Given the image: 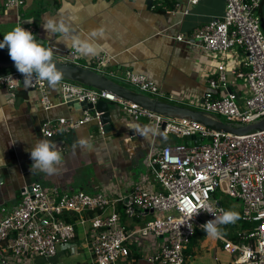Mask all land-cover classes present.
I'll list each match as a JSON object with an SVG mask.
<instances>
[{
    "label": "built area",
    "instance_id": "2783aa9c",
    "mask_svg": "<svg viewBox=\"0 0 264 264\" xmlns=\"http://www.w3.org/2000/svg\"><path fill=\"white\" fill-rule=\"evenodd\" d=\"M202 1L186 0L182 16H189L191 9ZM24 2L6 0L5 5L19 9ZM263 4L264 0H226L221 18L196 29L191 36L180 34L176 37L178 42L197 43L209 53L225 55L240 49L245 57L241 69L235 73L249 91L240 104L236 94H220L222 89H227L229 81L223 59L208 81V92L192 109L223 117L238 126L264 119V29L259 15ZM178 8L176 5L167 13L176 14ZM18 26L36 37L33 25L19 21ZM81 55L77 45L62 51L54 49V59L59 62L83 66L149 97L184 106L147 76L112 67V59L107 55L97 56L86 64L80 62ZM8 76L12 79H3ZM23 80L17 70L0 75V89L37 93L44 112L57 106L46 82L33 80L26 87ZM57 90L63 105L84 101L93 106L100 101L115 103L125 117L134 121L144 119L153 125L156 133L182 142H173L161 149L152 148L146 178L127 196L117 193L118 197L112 199L104 193L62 192L57 188H45L40 183L24 187L16 207L0 210V264H37V261L58 264L55 257L62 246L76 238V225L89 226L92 264H119L130 257L133 245L151 264H186L185 253L196 233L205 232L200 226L214 219L203 211L193 217V211L205 202L213 205L216 215H219L218 209L227 211L215 199L218 193L239 202L234 207L241 216V223L247 226L240 229L237 223L232 224V237L224 234L217 239L223 251L234 257L235 264H264V131L246 136L219 133L198 122L170 118L110 92L64 79ZM93 122L105 137V125L95 108L84 110L80 119H47L39 130L44 138L54 139ZM187 136L204 141L187 146L184 144ZM150 177L154 183L150 182ZM123 201L125 215L139 221L140 226L129 229L123 224L116 210ZM110 209L112 212L108 214ZM70 216L77 217L74 223L67 220ZM149 239H160L161 243L155 242L148 248L142 241Z\"/></svg>",
    "mask_w": 264,
    "mask_h": 264
},
{
    "label": "crops",
    "instance_id": "0c3cea01",
    "mask_svg": "<svg viewBox=\"0 0 264 264\" xmlns=\"http://www.w3.org/2000/svg\"><path fill=\"white\" fill-rule=\"evenodd\" d=\"M0 0V42L3 36L18 26L19 21L36 29V38L45 47L62 51L76 45L78 38L93 45L95 51L82 53L80 62L86 64L97 56L111 57L117 70L142 74L156 83L162 91L184 106H196L209 90V79L224 58L227 65V89L220 94H248L246 84L235 76L244 60L242 50L231 51L219 58L194 43L178 42L180 34L193 32L225 13L226 0H203L182 16L186 0H25L19 9L8 8ZM178 5V13L167 12ZM264 23V4L259 11ZM28 21H31L29 23ZM63 25L67 33L49 31L44 25ZM242 81L243 85L239 82ZM240 93V94H239ZM53 103L49 112L40 106L38 94L20 89H0V210H11L21 199L24 187L40 183L45 188L62 192L104 193L117 198L127 196L134 186L146 178L148 155L152 148L161 149L173 143L156 133L146 120L134 121L125 117L118 104L110 103L111 124L101 135L97 123H88L69 135L47 139L55 143L63 156L59 172L48 176L32 169L30 149L44 138L39 130L47 119H80L84 109L79 105L61 104L58 90L51 89ZM86 137L91 149L73 145ZM154 183L153 178H149ZM125 202L116 210L122 212ZM112 210L108 211V214ZM107 214V215H108ZM122 222L129 229L141 225L126 216ZM88 225L76 226V238L61 247L55 262L58 264H92ZM226 230L232 237L231 228ZM225 231V230H224ZM198 231L186 251V264H235L234 257L223 251L217 240ZM227 235V234H226ZM151 248L161 240L142 241ZM130 257L119 264H151L141 257L133 245ZM41 261H37L40 264Z\"/></svg>",
    "mask_w": 264,
    "mask_h": 264
},
{
    "label": "clouds",
    "instance_id": "9594fccd",
    "mask_svg": "<svg viewBox=\"0 0 264 264\" xmlns=\"http://www.w3.org/2000/svg\"><path fill=\"white\" fill-rule=\"evenodd\" d=\"M31 23V21H28ZM45 31L67 33V28L63 25L54 27L51 23L43 26ZM78 50L82 53H92L95 51L92 44L87 41H81L78 38L75 41ZM7 47L9 56L14 62L16 70L24 77L25 86H29L33 80L46 82L48 87L55 90L64 79L63 72L54 62V49L45 47L38 42L37 38L29 30L22 26H17L7 32L0 42V49ZM3 79H12L11 76ZM174 104V103H172ZM221 118V117H220ZM91 149V143L88 138L81 137L73 148ZM30 159L33 161L32 169H36L45 175L52 176L59 172V166L63 161V156L58 146L47 139L36 141L30 149ZM0 161H3L0 156ZM207 212L214 216L213 220L207 221L200 228L205 231L208 237L213 239L222 238L225 234L220 225L235 223L240 217L239 213L231 210L218 209L219 215H216L211 203H202L193 211V217L199 213ZM189 229L192 225L189 223Z\"/></svg>",
    "mask_w": 264,
    "mask_h": 264
},
{
    "label": "water",
    "instance_id": "95a60500",
    "mask_svg": "<svg viewBox=\"0 0 264 264\" xmlns=\"http://www.w3.org/2000/svg\"><path fill=\"white\" fill-rule=\"evenodd\" d=\"M262 26L264 29V23H262ZM54 62L56 63L57 67L63 72L64 80L76 82L97 89L99 91L110 92L124 101L132 102L144 109L170 118L192 120L216 132L231 134L235 136H246L264 131V119L251 125H234L211 113L149 97L145 94L139 93L133 89L115 82L105 75L96 73L83 66L72 65L67 62H59L55 59ZM0 68L16 69L7 49H0ZM70 104L79 105L84 110L95 108V110L101 114V122L103 125H105V132L107 126L111 124L110 102L100 101L95 106L88 103L87 101L72 102ZM203 141V138H197L195 136H187L184 138V144L187 146L197 145L202 143ZM208 141H211V139H208Z\"/></svg>",
    "mask_w": 264,
    "mask_h": 264
},
{
    "label": "rangeland",
    "instance_id": "374dc122",
    "mask_svg": "<svg viewBox=\"0 0 264 264\" xmlns=\"http://www.w3.org/2000/svg\"><path fill=\"white\" fill-rule=\"evenodd\" d=\"M230 53V52H229ZM229 53H227V54H225L226 56L229 54ZM218 56H219V58L221 57V56H223V54H217ZM221 60H223L224 58H220ZM245 83V82H244ZM239 84L240 85H243L242 84V81H240L239 82ZM240 94V93H239ZM241 96H244V94H240V96H239V99H238V102H239V104H240V101H241ZM196 106H194V105H192L191 106V108H195ZM165 137V142H166V139L168 138L167 136H164ZM175 138V137H174ZM169 140H172L173 142H177V143H181L182 141L180 140V139H169ZM206 142H208V141H206ZM215 199L216 200H218V201H220L226 208H227V210H231V211H235V212H237V210H236V208L234 207V204H236L237 205V203H239V202H237L236 200H233V199H230L229 197H227V196H225V195H221V194H216L215 195ZM122 212H120L119 210L117 211L120 215H121V219H122V217L123 216H126L125 215V212H124V209L123 210H121ZM238 213V212H237ZM126 218H128L127 216H126ZM237 224H238V227H242V223H241V221L240 222H237ZM77 226V225H76ZM224 227H225V231H224V233L225 234H227L228 235V232H229V227L231 228V224H229V225H224ZM228 229V232L226 231ZM231 232L233 233V228H231Z\"/></svg>",
    "mask_w": 264,
    "mask_h": 264
},
{
    "label": "trees",
    "instance_id": "16d2710c",
    "mask_svg": "<svg viewBox=\"0 0 264 264\" xmlns=\"http://www.w3.org/2000/svg\"><path fill=\"white\" fill-rule=\"evenodd\" d=\"M174 8V7H173ZM16 69H2V68H0V75H3V74H6V73H9V72H12V71H15ZM221 119H223L224 121H226L227 122V120L226 119H224L223 117H221ZM227 209V208H226ZM230 210V209H229ZM228 211V210H227ZM239 219L235 222V223H232V224H236L237 222H240L241 221V216L239 215ZM76 218L77 217H75V216H70V217H67V220L70 222V223H74L75 222V220H76ZM242 222V221H241ZM231 224V225H232ZM247 226H246V224H243L242 225V227L240 228V229H244V228H246ZM223 230L225 229V227L223 226V227H221ZM231 228H234V227H231ZM204 235H206V233L204 232L203 233ZM196 235H197V233H196ZM195 235V236H196ZM195 238V237H194ZM42 264V263H41Z\"/></svg>",
    "mask_w": 264,
    "mask_h": 264
}]
</instances>
